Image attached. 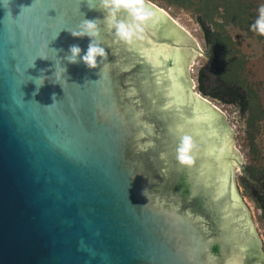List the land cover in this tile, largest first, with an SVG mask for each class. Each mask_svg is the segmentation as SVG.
Listing matches in <instances>:
<instances>
[{"label":"water","instance_id":"1","mask_svg":"<svg viewBox=\"0 0 264 264\" xmlns=\"http://www.w3.org/2000/svg\"><path fill=\"white\" fill-rule=\"evenodd\" d=\"M144 2L154 19L129 45L97 0H0V264H264L234 131L191 90L202 51ZM85 19L107 52L94 69L65 59L87 49L70 32Z\"/></svg>","mask_w":264,"mask_h":264},{"label":"rangeland","instance_id":"2","mask_svg":"<svg viewBox=\"0 0 264 264\" xmlns=\"http://www.w3.org/2000/svg\"><path fill=\"white\" fill-rule=\"evenodd\" d=\"M165 11L177 24L189 33L202 53L193 57L189 65V77L193 80V92L201 94L212 102L226 115L225 121L234 131V147L242 156L241 168L234 167L237 193L247 208L260 237L264 249V211L251 197L249 189L245 188L241 178L246 175L247 167L251 166L258 175L264 173V36L250 29L259 15L258 9L264 5V0H241L244 13L241 15L243 23L237 19L224 18V9L220 1L204 4V0H190L186 6L177 4L175 0H147ZM205 5H209L214 22L210 23L213 30H217L226 45V56L222 61L227 65L229 59H236L234 79L241 86V90L248 94L247 110L242 112L236 104H230L210 96H205L199 89L198 74L205 69V83L212 86L211 81L217 77L215 63L209 55L208 46L203 36V30L198 17L204 14ZM215 7V10H211ZM242 25V26H241ZM222 62V64H223ZM249 174V173H248Z\"/></svg>","mask_w":264,"mask_h":264},{"label":"clouds","instance_id":"3","mask_svg":"<svg viewBox=\"0 0 264 264\" xmlns=\"http://www.w3.org/2000/svg\"><path fill=\"white\" fill-rule=\"evenodd\" d=\"M99 8L103 10L106 17L112 22L115 28V35L126 44H133L142 39L144 26L154 19L155 13L151 7L146 5L144 0H97ZM259 15L250 29L264 36V5L258 9ZM124 14L125 18L120 19ZM74 38L83 39L87 37L89 44L86 50L81 49L77 44L69 47L65 59L72 64L82 62L87 68L97 67V59L106 60L107 52L99 40V25L95 20H82L75 30H71ZM195 144L188 135H183L175 148V157L181 166H192L194 162L193 152Z\"/></svg>","mask_w":264,"mask_h":264},{"label":"trees","instance_id":"4","mask_svg":"<svg viewBox=\"0 0 264 264\" xmlns=\"http://www.w3.org/2000/svg\"><path fill=\"white\" fill-rule=\"evenodd\" d=\"M190 0H175L177 4L186 6ZM220 6L224 9V18L237 19L239 23H243L245 20L241 15L244 13V7L241 0H219ZM204 4L215 3L216 0H204ZM209 5H205L203 9L204 14L198 17V22L202 27L203 36L208 46L209 55L213 57L215 63V70L217 71V77L211 81L212 86L208 87L205 83V69H201L198 74L199 89L205 96L218 99L220 101L236 104L239 106L242 112L247 110L248 94L241 90L240 83L234 79V75L238 66L235 64V57L229 59L227 65L222 61V58L226 56V45L228 42L224 41L217 30H213L210 23L214 22L218 25L210 13V9H207ZM216 8L213 7L212 11ZM242 26V25H241ZM223 62V64H222ZM249 173V174H248ZM241 181L245 188L249 189L251 197L259 204L264 211V173L256 174L254 169L247 167L246 175L241 178Z\"/></svg>","mask_w":264,"mask_h":264},{"label":"snow or ice","instance_id":"5","mask_svg":"<svg viewBox=\"0 0 264 264\" xmlns=\"http://www.w3.org/2000/svg\"><path fill=\"white\" fill-rule=\"evenodd\" d=\"M87 4H88V7H92V0H87ZM5 9L8 8V3H5L4 5H2ZM49 10H55L56 11V16L52 19H55L57 16H61V9L59 8V6H47V9H46V12H45V15L47 17H49L48 15V12ZM78 13H80L79 9H78ZM12 18V17H11ZM14 20V19H13ZM67 27L66 24L63 25V27L60 28V30L58 32H60L61 30L65 29ZM18 31V30H17ZM21 92L18 90V94H20ZM21 99H22V96H21ZM23 100V99H22Z\"/></svg>","mask_w":264,"mask_h":264},{"label":"flooded vegetation","instance_id":"6","mask_svg":"<svg viewBox=\"0 0 264 264\" xmlns=\"http://www.w3.org/2000/svg\"><path fill=\"white\" fill-rule=\"evenodd\" d=\"M162 28L164 29V31H166V32H168V33H170V34H168L169 36H171L172 35V33L174 34V35H176V33L175 32H173V31H171L172 30V28H171V26L168 24V23H163V26H162ZM177 36V35H176Z\"/></svg>","mask_w":264,"mask_h":264},{"label":"bare ground","instance_id":"7","mask_svg":"<svg viewBox=\"0 0 264 264\" xmlns=\"http://www.w3.org/2000/svg\"><path fill=\"white\" fill-rule=\"evenodd\" d=\"M165 12V11H164ZM166 13V12H165ZM167 14V13H166ZM206 100H208V99H206ZM209 101V100H208ZM211 104H212V102L211 101H209Z\"/></svg>","mask_w":264,"mask_h":264}]
</instances>
